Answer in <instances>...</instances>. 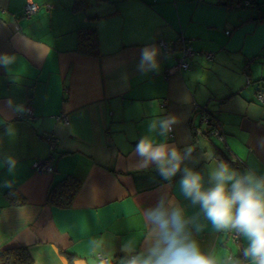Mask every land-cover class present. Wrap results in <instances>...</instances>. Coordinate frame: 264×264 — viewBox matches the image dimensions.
Instances as JSON below:
<instances>
[{
  "label": "crops",
  "instance_id": "obj_1",
  "mask_svg": "<svg viewBox=\"0 0 264 264\" xmlns=\"http://www.w3.org/2000/svg\"><path fill=\"white\" fill-rule=\"evenodd\" d=\"M86 1L77 10L74 0H0V55L14 58L0 66V152L19 161L14 176L0 167V250L25 247L34 264H100L104 249L91 244L100 238L120 264L126 241L143 247L141 208L165 194L188 215L199 212L180 194L179 174L168 182L154 165L135 170V146L154 115L179 118L168 142L191 145L187 166L206 179L216 160L264 174V0L245 8L235 0ZM28 3L38 6L30 17ZM81 28L96 31L98 56L77 51ZM180 38L195 53L187 70L175 69ZM147 45L160 49V70L142 74ZM9 100L32 116L16 113ZM205 113L217 122L212 134ZM9 124L15 137L6 135ZM48 137L57 143L54 171L40 173L34 163L48 158ZM67 177L80 183L72 204H49V191ZM8 179L11 188L3 186ZM11 192L25 203L13 204ZM232 235L208 224L196 238L225 257L244 246Z\"/></svg>",
  "mask_w": 264,
  "mask_h": 264
},
{
  "label": "clouds",
  "instance_id": "obj_2",
  "mask_svg": "<svg viewBox=\"0 0 264 264\" xmlns=\"http://www.w3.org/2000/svg\"><path fill=\"white\" fill-rule=\"evenodd\" d=\"M160 49L147 45L140 50L137 71L142 74L160 70ZM14 58L0 55V66H9ZM16 113H24L25 107L13 100L7 101ZM179 123L175 115H154L147 122V131L137 142L134 154L139 159L135 170L142 171L155 166L159 175L171 182L178 174L180 194L199 212L188 215L186 208L175 196L163 195L153 207L141 208L147 226L143 247L130 239L121 248L125 254L120 264H264V174L254 168L240 171L224 160H216L210 166L207 179L204 173L187 166L193 157L191 145L179 148L168 138ZM10 138L16 129L9 124L5 130ZM19 166L15 155L0 152V167L15 175ZM15 180L3 181L11 188ZM211 225L217 233L234 234L244 242L235 255L218 257L214 250H205L197 235ZM93 248H103L101 264H112L113 255L103 239L91 241Z\"/></svg>",
  "mask_w": 264,
  "mask_h": 264
},
{
  "label": "trees",
  "instance_id": "obj_3",
  "mask_svg": "<svg viewBox=\"0 0 264 264\" xmlns=\"http://www.w3.org/2000/svg\"><path fill=\"white\" fill-rule=\"evenodd\" d=\"M234 1V0H233ZM242 8H245L242 2L235 1ZM74 7L77 10L86 9L88 3L86 0H74ZM256 3L252 0V5ZM77 51L87 56H98V38L97 33L92 28H81L77 33ZM80 189V183L72 177H67L60 181L49 191L47 202L59 207H68L72 204L74 197ZM9 199L13 204L22 205L24 200L19 194L9 193ZM0 264H34V259L25 247L6 248L0 250Z\"/></svg>",
  "mask_w": 264,
  "mask_h": 264
},
{
  "label": "built area",
  "instance_id": "obj_4",
  "mask_svg": "<svg viewBox=\"0 0 264 264\" xmlns=\"http://www.w3.org/2000/svg\"><path fill=\"white\" fill-rule=\"evenodd\" d=\"M235 1H240L243 3V5L245 7H250L252 6V0H235ZM38 10V6L35 3H28L25 7H24V15L26 17H30L32 15H34ZM180 45H181V52H182V57L178 60L177 66L175 67L176 70H187L189 69V62H188V58L193 57V55L195 54L194 51L192 50V48L188 45L187 41L183 38H180ZM161 47H163V49L167 52H173L174 51V47L171 44L165 43V42H161ZM205 57L208 60H212L213 59V54L211 53H207L205 54ZM259 99L264 102V95L263 94H259ZM25 115L27 117H31L32 116V112L28 109L25 112ZM213 131H215L213 129ZM212 131V132H213ZM48 142H49V151L50 154L48 156L47 159L45 160H39L36 161L34 163V167L37 169L38 172L40 173H53L54 171V152L57 148V143L56 140L53 137H48ZM233 239H237L238 237H236L234 234L232 235ZM100 256L101 254L98 255V261L101 264L100 261ZM113 264V262H112Z\"/></svg>",
  "mask_w": 264,
  "mask_h": 264
},
{
  "label": "water",
  "instance_id": "obj_5",
  "mask_svg": "<svg viewBox=\"0 0 264 264\" xmlns=\"http://www.w3.org/2000/svg\"><path fill=\"white\" fill-rule=\"evenodd\" d=\"M202 118H203V120L205 121V123H207V124H211V126H212V128H211V131H209L211 134H212V131H213V129L216 127V121H214L213 123H211L212 121H211V119H209V115H208V113H205V114H202Z\"/></svg>",
  "mask_w": 264,
  "mask_h": 264
},
{
  "label": "rangeland",
  "instance_id": "obj_6",
  "mask_svg": "<svg viewBox=\"0 0 264 264\" xmlns=\"http://www.w3.org/2000/svg\"><path fill=\"white\" fill-rule=\"evenodd\" d=\"M211 141H213V142H215V143H216V141H215V140H213V139H211Z\"/></svg>",
  "mask_w": 264,
  "mask_h": 264
}]
</instances>
